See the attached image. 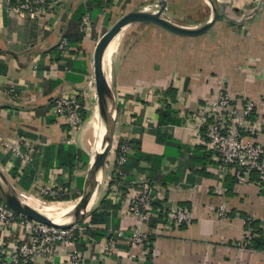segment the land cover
<instances>
[{"label":"crops","instance_id":"0c3cea01","mask_svg":"<svg viewBox=\"0 0 264 264\" xmlns=\"http://www.w3.org/2000/svg\"><path fill=\"white\" fill-rule=\"evenodd\" d=\"M21 1L0 0V170L29 197L39 186L66 194L82 181V167L60 166L54 145L86 152L87 135L80 125L58 119L54 106L69 94L83 102L91 85L88 56L99 23L107 22V0H46L35 15ZM218 1L223 6L217 20L200 35L133 22L114 36L104 62L116 114L113 144L93 204L102 208L103 200L111 201L115 212L107 210L109 225L91 223L89 229L101 236L60 243L52 261L36 256L29 264H65L73 249L84 254L86 264H264L258 232L264 230V182L256 172L244 174L219 160L205 135L204 112L207 100L223 88L243 104L253 100L254 116L264 122V0ZM79 8L86 11L82 19L90 17L89 29H82L81 19V41L61 48ZM123 142L129 160L121 167L122 197L114 203L110 192ZM130 184L157 192L154 214L138 225L126 208ZM177 206L190 212V224L153 233L149 255L130 245L129 232L115 236L116 230L165 222ZM25 235L20 224L0 227V264L8 263L9 251ZM109 238L113 248L105 254L101 247Z\"/></svg>","mask_w":264,"mask_h":264},{"label":"built area","instance_id":"2783aa9c","mask_svg":"<svg viewBox=\"0 0 264 264\" xmlns=\"http://www.w3.org/2000/svg\"><path fill=\"white\" fill-rule=\"evenodd\" d=\"M21 8L32 12L33 15L42 10L46 0H22ZM82 29L90 26V17L82 19ZM61 48H67V41L62 38L59 43ZM254 101L245 99L242 101L230 94L226 89H218L206 102L204 112L206 122V138L209 145L216 150L219 160L224 164L236 165L244 174L256 172L259 181L264 182V122L258 121L254 116ZM83 102L76 94L61 96L55 103L54 114L58 119L71 127H77L82 123L81 110ZM129 146L126 142L121 143L116 152V174L124 179L122 165L126 162ZM120 181L111 187L110 199L117 203L122 197ZM131 187V188H130ZM130 189L124 194L127 203V213L136 220V225L147 220L154 214L151 209L157 192L148 185L130 184ZM190 212L177 206L165 217V222L156 228L140 229L139 227L129 230H116L115 236H122L129 232V243L132 247H140L143 254L152 252L151 239L157 234H168L172 225H189L191 222ZM20 224L26 230L25 237L9 251L7 264H27L36 256L44 260L52 261L56 254L58 244L74 243L79 237L87 238V230L92 226L88 221L79 223L69 228L55 226L30 220L13 210L0 201V227H11ZM113 248V239L102 245V252L109 254ZM65 264H86L84 254L73 249L65 258Z\"/></svg>","mask_w":264,"mask_h":264},{"label":"water","instance_id":"95a60500","mask_svg":"<svg viewBox=\"0 0 264 264\" xmlns=\"http://www.w3.org/2000/svg\"><path fill=\"white\" fill-rule=\"evenodd\" d=\"M212 5V11L209 17L201 24L196 26H185L173 22L163 15V4L158 3V10H150L144 7L133 8L120 16L104 32L97 42L93 52L92 71L94 78V87L96 92L99 116L102 123L103 136L106 138L105 144L100 152L91 153L83 179L82 194L79 199V209L75 215L64 222H55L40 213L34 206L27 202L20 191L9 181V179L0 170V201L7 205L14 212L39 223L55 226L58 228H69L79 224L88 216L92 205V194L94 186L92 185L93 173L102 169L105 164L107 154L113 144V132L115 124V111L112 103L108 79L104 70V62L108 52V47L122 27L133 22H150L156 24L165 30L181 36H197L207 31L217 20L222 3L218 0H208ZM113 110V114H112ZM7 195V196H6Z\"/></svg>","mask_w":264,"mask_h":264},{"label":"rangeland","instance_id":"374dc122","mask_svg":"<svg viewBox=\"0 0 264 264\" xmlns=\"http://www.w3.org/2000/svg\"><path fill=\"white\" fill-rule=\"evenodd\" d=\"M158 3L163 4L162 13L163 11L165 13V14L163 13V15L169 17V19L175 23L185 26H191V27L203 23L209 17L212 11V5L208 0H111L110 3L106 6V10L109 12L107 17L108 18L107 22L99 23L98 29L95 31L96 32L95 39L92 42L93 47L95 48L100 37L111 26V24L115 22L120 16L130 11L131 9L137 7H144L150 10H156V5H158ZM88 62L90 64L89 80L91 81L90 82L91 85L87 86L86 90L84 89L83 92V97H84L83 103L85 101L83 105L85 108V119L82 120V123L80 124V126L83 129H85L87 135L84 140L86 152L91 151L90 148L95 142L96 128H97V119L95 120V117L97 118V116L99 115L96 92L94 87L93 71H92L93 55L88 56ZM86 168L87 166H83L81 168L82 170L80 172V175L82 176V181H80V184L75 186V188L72 189L71 191L67 192V194L70 195L71 197L73 196L75 198L77 197L75 200L74 198L73 200H71L74 203L77 200L79 201L80 196L82 194L83 179L86 173ZM14 185L17 187V184L14 183ZM35 190H36L35 193L36 195L32 196L31 198L34 201H36L37 204H44L47 202L50 203L60 202V201L52 202L46 199L47 196L48 197L59 196L61 195L60 193L46 192L45 189L40 188V186L39 188H35ZM95 205L92 202L89 212H91V210L95 208ZM87 217H89V214Z\"/></svg>","mask_w":264,"mask_h":264},{"label":"trees","instance_id":"16d2710c","mask_svg":"<svg viewBox=\"0 0 264 264\" xmlns=\"http://www.w3.org/2000/svg\"><path fill=\"white\" fill-rule=\"evenodd\" d=\"M111 0H107L105 5H108L110 3ZM98 5V4H97ZM86 13V11L83 8H79L76 12H74V16L72 17V23L71 26L69 28V30L64 34V38L67 41V48L69 47H74L76 45H78V43L81 41L83 34L82 32L79 30V24L80 21L82 19V16ZM108 16V15H107ZM81 116L82 119H85V111L81 110ZM57 146V152H56V158H57V162L60 166H66L67 169H71L74 168V166L78 167V166H86L88 164L89 158L88 155L86 154L85 151L75 148L74 146L71 145H67V144H57L54 145ZM129 157H127L126 163L128 162ZM81 163V164H80ZM29 169V168H28ZM114 181L115 182H122L123 180L120 179L118 177V175L116 174V171L114 172ZM256 176L259 178L258 173H256ZM66 186H69V183L66 184ZM70 195L66 194H61L59 196H47V200L50 201H54V200H61V201H65V200H69L70 199ZM74 197V196H73ZM102 208L101 207H95L94 209L91 210V212L89 213V222L92 224H97V223H104L105 225H109V216L110 214L107 212L108 209L112 210L113 212H115V207L114 205L111 204V201L108 200H103L102 201ZM153 211V210H152ZM162 221L157 223L155 221H151L150 224V228H156L160 223H163V219H161ZM155 222V223H154ZM84 222H81V224ZM258 232H260V239H261V243L263 242L264 245V230H259ZM87 237L88 239H90V236L95 235L96 237L101 236V232L97 233L95 232V229H88L87 230ZM153 238V237H152ZM152 240V239H151ZM151 246V245H150ZM151 254V252H150ZM29 264V263H27Z\"/></svg>","mask_w":264,"mask_h":264},{"label":"bare ground","instance_id":"6f19581e","mask_svg":"<svg viewBox=\"0 0 264 264\" xmlns=\"http://www.w3.org/2000/svg\"><path fill=\"white\" fill-rule=\"evenodd\" d=\"M111 50H112V45L110 44L108 47L107 57H108ZM113 113L114 112L112 110V114ZM96 119H97L96 138H95L94 144L90 148V150H91L90 152L94 153V155H95V153H98L101 151L103 144H105V142H106V138L103 136V132H102L103 129H102V123H101L100 116L98 115L97 118L95 117V120ZM102 177H103V170L102 169H98L93 173L92 185L94 186V192L92 194V199H94L98 194L100 185L102 183ZM22 196L32 206L34 205L35 208L40 213L44 214V216H46L47 218H50L51 220L58 222V223L64 222L65 220L69 219L71 216L75 215L79 209V205H78L79 201L78 200L75 203L71 200H68V201H60L57 203L47 202L44 204H37V202L34 201L31 197L24 195V194H22ZM34 202H36V203H34Z\"/></svg>","mask_w":264,"mask_h":264}]
</instances>
